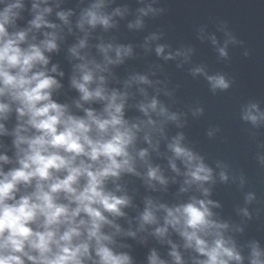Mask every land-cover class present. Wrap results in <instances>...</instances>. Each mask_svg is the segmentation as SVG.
<instances>
[{"label":"water","instance_id":"95a60500","mask_svg":"<svg viewBox=\"0 0 264 264\" xmlns=\"http://www.w3.org/2000/svg\"><path fill=\"white\" fill-rule=\"evenodd\" d=\"M8 2L11 0H4V3H0V8ZM33 2L34 0H22L24 6L18 10L19 16L15 19L14 26H9L10 33L30 28ZM93 2L94 0H46V4L41 3V8L47 6L52 9L45 15V19L57 27L31 28L20 47L38 45L46 38L44 33H55L57 48L44 53L48 57V64L37 65L33 71L41 68L50 70L53 65L56 66V72H47L59 85L50 90L51 99L67 106L66 115L86 118L84 109H92L101 118L106 117V100H81L80 92L73 87L72 78L80 77V72L75 67L78 64L91 62L88 66L93 69L94 80L89 85L90 90L100 84L97 77L103 76L102 87L106 93L110 94L115 90L126 94L124 119L129 125H139V130L128 147L135 172H121L118 177H109L104 183L106 191L118 196L125 195L129 199V203L122 206L123 216L113 217L105 213L120 227L119 233L113 227L104 228L106 233L113 234L112 247L116 251L127 253L131 257V264H148L147 257L152 250L167 264H175L169 255L172 244H175L183 264H196L197 260L204 257L191 248H185L183 238L171 226H168L163 237L154 234L156 227L164 226L166 213L158 207L160 204L175 207L193 197L212 200L219 205H209L212 218L229 225L224 234L231 236L244 254H247V245L252 240H259L264 247V165L257 160L258 155L264 156V126L253 128L240 119L241 108L249 100L259 101L264 108V0H156L153 7L163 8L165 11L141 17V27H129V24H135L140 16L138 9L151 0H105L101 9L103 13L112 14L117 8L123 13L111 15L110 27L105 28L99 24L95 27L85 24L83 29L77 27L81 13ZM69 10L71 14L65 24L56 13ZM201 28L203 32H200ZM223 30L242 42L229 44L227 60L218 58L208 39L209 34L214 33L222 42ZM153 33L159 38L146 40ZM198 33L204 37L203 40L198 39ZM80 39L86 41L85 47L78 49L84 60L73 56L69 51ZM108 44L113 46L107 52V56L112 59H115L114 49L118 45H130L132 52L123 57L122 62L108 64L105 54L98 47ZM157 44L167 45L165 52L177 49L184 51L188 48L193 51L187 61L182 56L164 60L155 53ZM245 52L247 56L244 55ZM96 64L101 68L106 66V70L96 69ZM197 65L204 66L209 73H226L233 79L232 86L226 92L217 90L213 93L203 76L191 74L190 69ZM61 72L63 75H60ZM137 75L147 76L151 83L133 80L132 77ZM154 96L159 102L157 111L159 104H163L168 112L177 114V121L150 112L149 116L155 123L147 124L148 117L139 110L138 105L148 103ZM0 100L10 105L6 119L0 120L6 130L4 134H0V154L7 155L10 160L7 164L0 162V166L7 171L18 167V150L13 144L14 130L27 117H18L17 102L7 96L0 97ZM77 103L80 107H77ZM197 108H202L203 112L194 115ZM25 127L28 131H22V135L30 136L35 133V129L28 125ZM181 133L182 145L203 157L204 162L213 169V180L203 185L209 189L207 197L198 185L184 183L185 166L168 148L173 137ZM145 134L150 137L151 143L144 139ZM90 135L98 138L105 134L98 133L93 126ZM141 149L147 150L144 158L138 155ZM170 160L176 164L179 172L173 171ZM150 166H158L159 174L167 181L165 184L149 180L147 170ZM221 169L228 175L227 181L220 180ZM64 174L57 173L61 177ZM241 178L244 180L243 185L240 183ZM181 188L186 190L181 191ZM31 190V187L21 186L17 198ZM249 191L256 194V199L245 205L244 195ZM148 201H151L156 222L141 227L140 215L148 206ZM59 202L66 203L63 194H60ZM244 207L248 208L251 219L240 212ZM237 227L242 231H236ZM128 232L135 235H128Z\"/></svg>","mask_w":264,"mask_h":264},{"label":"clouds","instance_id":"9594fccd","mask_svg":"<svg viewBox=\"0 0 264 264\" xmlns=\"http://www.w3.org/2000/svg\"><path fill=\"white\" fill-rule=\"evenodd\" d=\"M104 2L105 0H94L90 7L81 13L77 27L83 29L85 24L91 27L99 24L108 28L111 26V15L123 14L120 8L115 9L112 14L103 13L101 9ZM0 3H4V0H0ZM41 3L46 4V0H34L32 3L33 18L29 21L30 28L11 33L8 29L9 26H14L15 19L19 16L18 10L24 6L22 0H11L0 8V97L7 96L17 102L18 117H27L26 121L18 124L14 130L13 144L18 150V167L4 171L0 166V264H131V257L127 253L116 251L112 247L113 234L104 231L105 226H110L115 228L116 233L120 232L119 225L114 224L105 213L113 217L123 216L122 206L127 205L129 199L125 195L118 196L106 191L104 183L107 178L118 177L121 172H135L128 147L135 140L139 125H129L124 119L126 94L115 90L110 94L106 93L102 87L103 76L97 77L100 84L90 90L89 85L94 80L93 69L88 66L91 62L75 66L80 72V77H73L71 83L80 92L81 100L107 101L104 107L105 118L96 115L92 109H84L86 118L66 115L67 106L51 99L50 90L59 85L47 72H56V66L53 65L50 70L33 69L37 65L48 64V57L44 53L57 48L55 33H44L46 38L38 45L20 47L31 28L57 27L45 19V15L52 9L47 6L41 8ZM154 3L156 0H151L139 8L140 16L135 24H129V27H141V17L165 11L163 8H154ZM70 14L71 10L56 13L65 24L68 23ZM200 32H203V28ZM223 32L222 42L214 33L209 34L208 39L218 58L227 60L229 44L242 42L237 41L227 30ZM158 38V35L153 33L146 40ZM198 39L203 40L204 37L198 33ZM85 43V39H80L69 51L73 56L84 60L78 49L85 47ZM98 47L105 54L108 64L122 62L123 57L132 52L130 45H118L114 49L115 59H112L107 56V52L113 47L111 44ZM166 47L168 46L165 44H157L155 47L156 55L162 56L164 60L182 56L187 61L193 51L188 48L184 51L177 49L174 52H165ZM244 55L247 56V52ZM95 68L106 70V66L101 68L99 64H96ZM190 72L193 76H203L213 93L217 90L226 92L233 84V79L226 73H209L201 65L191 68ZM132 79L139 83H151L145 75H137ZM158 103L154 96L148 103L138 105L139 110L148 117L147 124L155 123L149 116L150 112L177 121V114L168 112L163 104H159L157 111ZM77 107H80L79 103ZM9 111V103L0 100V120L6 119ZM202 112V108H197L194 115ZM240 119L253 128H260L264 126V108L260 106L259 101L249 100L241 108ZM25 125L35 129V133L30 136L22 135V131H28ZM93 126L107 138L105 135L93 138L90 135ZM5 131L4 125L0 123V134ZM144 139L151 143L147 134ZM182 139L183 134H177L168 144V148L185 166L184 183L198 185L207 197L209 189L203 185L213 180V169L204 162L203 157L182 145ZM146 154V149L138 152L140 158H144ZM257 160L264 165V156L258 155ZM0 162L9 163V157L0 154ZM169 163L173 171L179 172L172 160ZM60 172L65 174L61 177L57 175ZM147 177L162 185L167 182L159 174L158 166H150ZM219 178L222 182L228 180V175L223 169L219 172ZM240 183L243 185V178ZM21 186L31 187L32 190L17 198ZM185 190L181 188V191ZM60 194H63L66 203L59 202ZM255 199L256 194L252 191L244 195L245 205L251 204ZM147 204L140 215L141 227L156 222L151 201ZM209 205L219 206L212 200L195 197L175 207L160 204L158 207L166 213L164 226L156 227L154 234L163 237L168 231V226H171L183 238L185 248H191L204 257L197 260L196 264H264V247L260 241H250L247 254H244L235 240L224 234L229 225L212 218L213 213ZM240 212L251 219L247 207L241 208ZM236 231L242 229L237 227ZM127 234L135 235L133 232ZM169 243L171 244V241ZM169 255L175 264H183L175 244H172ZM147 260L148 264H167L158 257L155 250L150 252Z\"/></svg>","mask_w":264,"mask_h":264}]
</instances>
